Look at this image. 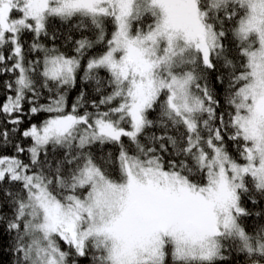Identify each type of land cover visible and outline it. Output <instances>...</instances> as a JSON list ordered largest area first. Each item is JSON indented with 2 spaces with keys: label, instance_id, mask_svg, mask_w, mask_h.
<instances>
[{
  "label": "snow or ice",
  "instance_id": "6c2138e0",
  "mask_svg": "<svg viewBox=\"0 0 264 264\" xmlns=\"http://www.w3.org/2000/svg\"><path fill=\"white\" fill-rule=\"evenodd\" d=\"M0 97L10 264H264V0H0Z\"/></svg>",
  "mask_w": 264,
  "mask_h": 264
},
{
  "label": "trees",
  "instance_id": "16d2710c",
  "mask_svg": "<svg viewBox=\"0 0 264 264\" xmlns=\"http://www.w3.org/2000/svg\"><path fill=\"white\" fill-rule=\"evenodd\" d=\"M58 23V22H57ZM58 36H61V39L57 41V44H62L63 43V35H67L66 32H64L63 29H60V31H58ZM77 35V38H78V34ZM103 74V73H102ZM88 90V89H86ZM75 96H76V92L73 91L72 93H70V103L74 101L75 99ZM0 99H2V97H0ZM37 119H39L38 117H32L31 120L32 121H36ZM27 120L25 121V123L27 124ZM105 148L107 150H112V146L111 145H106ZM8 154H11V152L9 151ZM10 243V241L7 240L6 237L4 238H0V264H10V261H11V256H10V253L6 247V245ZM243 256L242 254H240L238 257H237V260H236V264H243Z\"/></svg>",
  "mask_w": 264,
  "mask_h": 264
}]
</instances>
